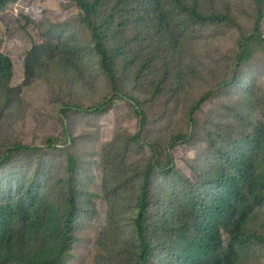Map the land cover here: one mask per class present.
Here are the masks:
<instances>
[{
	"label": "rangeland",
	"instance_id": "1",
	"mask_svg": "<svg viewBox=\"0 0 264 264\" xmlns=\"http://www.w3.org/2000/svg\"><path fill=\"white\" fill-rule=\"evenodd\" d=\"M197 2L206 13L230 14L236 26L196 28L174 46L166 42L167 33L155 30L149 42L131 43L114 63L122 100L104 112L86 110L114 93L92 49L91 36L80 23L75 1L19 0L0 8V53L13 65L11 78L0 79V157L16 142L39 147L0 164V203L11 189L17 193V180L38 172L39 192L64 204L62 180L69 156L76 159L80 211L76 240L64 264H117L128 257L127 245L132 240L128 223L134 215L139 180L135 173L149 160L150 146L156 147L166 163L171 136L192 133L193 138L172 154L175 167L196 181V170H206L230 141L264 124V50L259 44L249 48L254 56L246 65L244 81L243 77L238 84L231 80L239 43L253 33L256 0ZM166 3L172 8V0ZM147 8L155 10L145 0L134 4L138 20L130 24L129 38L144 24L147 28L151 24ZM262 13L264 38V0ZM225 82H231L230 86L206 102L195 117L196 125L190 126L192 104ZM127 95L142 103L147 121L143 141L122 153L125 137L139 131ZM68 105L76 107L64 113ZM50 138L56 142L53 147L48 145ZM160 182L164 184V179L154 183L153 213L155 204L162 205L170 195V188ZM115 186L120 188L111 193ZM253 226L264 230V214ZM248 264H264V259Z\"/></svg>",
	"mask_w": 264,
	"mask_h": 264
},
{
	"label": "trees",
	"instance_id": "2",
	"mask_svg": "<svg viewBox=\"0 0 264 264\" xmlns=\"http://www.w3.org/2000/svg\"><path fill=\"white\" fill-rule=\"evenodd\" d=\"M18 1L0 0V8ZM74 1L80 12V23L91 36L92 49L114 93L86 108L97 112L107 111L122 100L118 96L120 87L114 68L118 54H125L133 42H149L151 30L167 33L166 42L174 46L178 39L196 28L236 26L230 14L206 13L197 0H172V8H167L166 0H145L155 8L154 11L145 9L152 22L148 28L144 24L129 38L126 32L137 19L134 4L142 0ZM256 3L258 17L253 33L241 39L236 69L231 75V80L237 84L242 77L244 81L246 65L254 56L250 46L257 43L264 50L262 0ZM154 60L155 57L146 62L145 68ZM12 66L11 60L0 53V79L8 81L11 78ZM29 67L27 62L25 70ZM230 83L218 84L192 104L188 113L190 126L196 125L195 117L201 107ZM161 84L162 81L157 85L158 91ZM127 97L138 117L139 131L125 137L122 153L143 141L142 132L147 121L142 103L134 96ZM74 107L68 105L63 112L68 113V109ZM192 138V133L171 136L166 163L156 147L150 146L149 160L136 169L135 177L139 180L133 197L135 211L128 223L132 240L127 245L128 257L117 264H248L264 259V230L253 226V221L264 214V124L255 126L243 138L230 141L206 170L202 167L196 170V181L175 167L172 154L176 147ZM225 141H229L227 135ZM55 143L51 138L48 141L50 147ZM37 150L39 147L20 142L10 144L0 157V164L8 163L15 155ZM75 167L76 159L69 156L62 180L64 204L39 192L40 173L17 180L14 186L17 193L11 189L6 200L0 203V264H64L76 240L80 211ZM159 179H164V184L158 185L169 187L170 195L165 196L162 205L155 204L157 211L153 213L154 183ZM119 188L115 186L111 193Z\"/></svg>",
	"mask_w": 264,
	"mask_h": 264
}]
</instances>
